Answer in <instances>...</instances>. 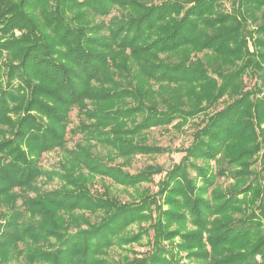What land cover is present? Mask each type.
Masks as SVG:
<instances>
[{
    "label": "trees",
    "instance_id": "trees-1",
    "mask_svg": "<svg viewBox=\"0 0 264 264\" xmlns=\"http://www.w3.org/2000/svg\"><path fill=\"white\" fill-rule=\"evenodd\" d=\"M199 115L178 163L125 170ZM259 157L263 175L264 0H0V264H112L143 223L151 250L113 264H264Z\"/></svg>",
    "mask_w": 264,
    "mask_h": 264
},
{
    "label": "rangeland",
    "instance_id": "rangeland-1",
    "mask_svg": "<svg viewBox=\"0 0 264 264\" xmlns=\"http://www.w3.org/2000/svg\"><path fill=\"white\" fill-rule=\"evenodd\" d=\"M226 7L229 9L230 3L226 2ZM114 12L113 14H115ZM250 47L252 49V45L250 44ZM257 82V83H256ZM245 83L247 90L252 89L254 85L260 84L257 78L253 77L251 74H248L245 77ZM261 94L258 95L260 97ZM233 102L231 98H224L217 106L213 107L209 111H207L205 118L207 115H212L216 113L219 110L224 109L228 105H230ZM203 115H199L198 118L190 120L184 127L178 128V126L175 127H168L166 129L161 128H154L149 132V143L156 144L162 147H169L172 152L165 153L161 155H138L134 157L131 161L126 162L125 170L130 172L131 174L139 172L143 167L147 166L148 164H158L163 165L166 168L171 166L173 163H178L181 158L184 156V153L178 152L181 150H184L187 148L193 141V134L198 129V125L203 120ZM78 117H77V111H73L71 114V124L70 128H73L76 124H78ZM81 136L77 135L74 136L71 133L68 135V148L72 149L75 147V145L80 141ZM99 151L105 155L106 150L99 149ZM62 158V151L55 150L50 153L44 154L41 160V165L46 170H56L59 165V161ZM117 162H122V160H118ZM213 164V163H212ZM262 164L261 159L259 157L257 164L253 167L254 176L263 177L261 174ZM192 175L195 176V172L191 171ZM264 173V172H263ZM162 176H156L154 178L153 183H145L141 187L142 188H149L152 193H155L158 191L157 182L161 179ZM219 185L222 186H228L230 183H232L231 179L226 178H220L217 180ZM107 184H111L110 180H106ZM61 182L59 179H56L54 182L48 184L46 186L47 190L54 189L56 187H59ZM101 180H97L96 188L100 191H103ZM112 191L115 194V196L121 198L123 201H129L130 196L129 193L133 192V189L130 188L129 190H125L122 187L112 185ZM96 216H93L92 219L95 220ZM91 219V220H92ZM143 226L148 229L147 235L144 236L142 240V244H135L131 248H126V250L120 249L118 247H115L110 250L109 252V261L113 264L114 262H117L118 260H122L124 255H128L130 258L137 256L141 253H145L146 251H150L152 248V237H153V230L149 228V223H143ZM133 232L138 231V224L134 225L132 227ZM259 260V258H258ZM184 262H187L185 259Z\"/></svg>",
    "mask_w": 264,
    "mask_h": 264
}]
</instances>
